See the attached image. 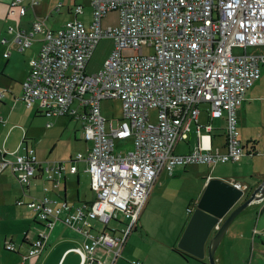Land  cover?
<instances>
[{
    "label": "built area",
    "instance_id": "built-area-1",
    "mask_svg": "<svg viewBox=\"0 0 264 264\" xmlns=\"http://www.w3.org/2000/svg\"><path fill=\"white\" fill-rule=\"evenodd\" d=\"M38 2L29 0V6ZM89 5L88 26L73 19L52 34L44 20H37L29 37L16 38L19 51L30 47L31 37L38 34L43 44L30 62L20 100L27 107L38 103L49 117L79 121L90 146L85 155L78 153L68 162L39 161L33 149L25 148L14 160L0 161V174L8 169L24 188L37 169L53 182L65 173L67 163L74 174L75 164L83 162L95 194L94 202L76 209L46 196L29 202L26 207L36 214L41 229L19 264L41 254L58 221L85 237L76 249L81 264H115L163 171L215 166L244 156L237 110L261 77L264 53L249 55L247 49L264 46V0H89ZM26 11L24 0L9 5V15L23 17ZM74 12L82 14V9ZM109 12L119 13L118 25L104 29L102 20ZM102 38L113 40V51L98 73L87 74ZM235 48L243 54L235 55ZM105 99L121 102L120 122L106 125L100 108ZM202 104L209 106L211 119L225 118V149L211 150L203 142L187 154H176L177 141L187 137ZM150 110H156L155 123ZM128 139L132 148L116 152V143ZM230 184L244 190L239 183ZM120 215L126 224L116 234L92 232L93 221L106 226ZM5 248L12 251L13 245Z\"/></svg>",
    "mask_w": 264,
    "mask_h": 264
},
{
    "label": "crops",
    "instance_id": "crops-1",
    "mask_svg": "<svg viewBox=\"0 0 264 264\" xmlns=\"http://www.w3.org/2000/svg\"><path fill=\"white\" fill-rule=\"evenodd\" d=\"M12 1L0 0V90L9 92L0 104V161L14 160L17 155L24 152L25 148L33 149L39 161L70 160L74 157L72 154L80 148L77 147L79 143H81L83 152L88 147V143L81 136L82 128L78 121L67 116L49 117L39 108L38 103L30 107L25 105L26 108L22 112L15 113L19 106L21 107L19 102L17 103L21 97V84L30 72L31 60L38 55L42 45V34H38L35 35L30 47L25 49L26 51H19L15 33L30 32L37 20H44L47 28L57 30L58 28L51 24L53 12L60 13L65 7L67 18L73 16L74 19L79 20V15H84L83 3L88 5L89 0H39L38 4L33 7L29 6V0H24L27 11L23 17L9 15V5ZM78 7L82 9V14L76 15L74 9ZM89 23L83 22L85 26ZM2 40H5L4 44ZM5 53H9V56L5 57ZM17 86L19 93H15ZM201 106H204L203 110ZM201 106L198 119L191 124L187 137L177 141L174 148L176 154H187L199 145H203V142L211 150L223 151L225 149V118L211 119L209 106L207 104ZM237 121L244 156L236 162L225 163L235 165L227 175V179H217L223 174L213 176L210 172L207 174L209 170L205 169L203 173L196 172L194 176L190 167L197 165L176 166L172 173L163 171L159 175L147 202L150 203L153 196L160 198L173 191L190 190L192 195L189 196V201L197 205L208 183L212 180L241 184L244 188V196L234 208L244 202L264 179V71L260 79L247 91L244 103L237 110ZM208 126L211 127L210 131L207 129ZM79 163L75 164L77 167L75 174L69 172L70 164L67 163L66 172L53 182L49 181L40 169H37L34 178L25 189L20 186L8 169L0 174V264H19L41 229V223L36 214L25 206L16 205L17 200L28 204L46 196L57 202L65 201L71 209L90 204L94 200L95 194L91 190L90 178L86 175V164L83 163L85 164L83 173L79 168ZM204 166L207 169L214 167ZM85 178H88L89 186L83 184ZM193 178L194 186L188 189L185 183L193 182ZM258 208H250L246 213L251 216L258 211ZM187 213L191 214L192 210H188ZM60 222L58 221L49 232L41 254L30 259L27 264H81L76 249L82 246L85 237ZM112 222L102 228H97L93 222L92 232L106 231L116 234L120 228L116 223L111 225ZM117 222L122 221L118 219ZM241 225L242 223L236 220L230 226L229 234H236ZM257 231L260 233L258 240L264 241V228ZM181 234L178 235L176 241L180 240ZM252 236L253 232L251 241ZM129 238L121 252V257L115 264H132L133 261L157 264V257L169 255L168 250L173 254L177 264H205L207 260L205 258L202 263L191 258L184 259L175 252L176 247L172 243L156 248H142L133 244ZM9 243L13 245L12 251L5 248ZM220 246L216 254L219 251L223 259ZM154 250H156L155 254Z\"/></svg>",
    "mask_w": 264,
    "mask_h": 264
},
{
    "label": "rangeland",
    "instance_id": "rangeland-1",
    "mask_svg": "<svg viewBox=\"0 0 264 264\" xmlns=\"http://www.w3.org/2000/svg\"><path fill=\"white\" fill-rule=\"evenodd\" d=\"M88 5H89V2H88ZM88 5H85L83 3L84 15H79L78 17L79 20L83 21L84 23L87 22V24L91 21V20L89 21V19L91 18L90 16L91 9L89 8L90 6L88 7ZM73 19H74L73 16L67 18L66 9L64 7L60 13L53 12V16H51L52 23L51 22L50 23L52 24V26H55V28L57 27L59 29L66 22L73 20ZM118 21H119V13L109 12L102 20V27L104 29L108 27H116L118 25ZM113 48H114V44H113L112 39L102 38L101 40H99L98 44L96 45L92 53L90 61L86 67L87 74L98 73L103 68L105 61L110 57L111 52L113 51ZM145 53L151 54V51L145 50ZM233 53L235 55H240V54H243V51L241 49L235 48L233 50ZM247 53L249 55L262 54L264 53V46L249 47L247 49ZM125 54H135V52H125ZM263 71H264V65L261 67V74ZM15 93H19L18 86H17V90ZM17 103L21 105V107L19 106V108L15 111V113L22 112L26 108L25 104L21 100L17 101ZM100 108H101L102 117L107 121L106 125L108 124L109 121L120 122L122 120V105L118 99L102 100L100 103ZM201 109L203 110L204 106H201ZM150 117H151V121L155 123L156 110H150ZM116 144H117L115 148L116 152H120V151L125 152L132 148L131 139L123 140V141L117 142ZM77 147H80V148L76 150L72 155L75 156L78 153H82L85 155L87 149L85 150V152H83L81 149V143H79ZM88 147H89V144H88ZM79 151H82V152H79ZM79 166H80L79 167L80 170L83 172L85 168V164H83V162H80ZM233 166L235 165L234 164H224V165H217V166L210 167V168L208 167L207 169V167L204 165H197V166L190 167V169H191V173L194 176L196 172L203 173L205 169L206 171L209 170L207 171L208 172L207 174H209L210 172V174H212L213 176H215V174L216 175L223 174V176L221 177H218V178L213 177V178L227 179L228 178L227 175L230 173V170L233 168ZM86 175H88L87 177L90 178L88 173H86ZM192 181L193 182L190 181V182L185 183V187H187L188 189L189 188L192 189L194 186L193 183H195L194 178L192 179ZM83 184H85V186L86 185L89 186L88 178H85V181H83ZM185 191L188 194L183 191L182 192L173 191L170 194L162 195V197L160 198H156L155 196H153L151 198L150 203L147 202L145 204V207L140 216V221L137 223L138 226H136L137 230L131 233L132 236L131 235L129 236L133 244H135L136 246H141L142 248H146V247L156 248L161 245L165 246V245H169L172 243L177 248L179 240L176 241V238L178 237L179 234L181 233L183 234L192 216V213L195 210L194 207L196 206L193 202L191 203L189 201L190 200L189 196L192 195V192L190 190H185ZM263 209H264V205L260 206L258 208V211L254 212L253 215L250 216L248 213H245V214H242L237 219V221L242 223V225L240 226V230L236 231V234L231 233L230 234L231 238L228 237V240L227 239L223 240V243L220 246L221 253L223 252V259H222V256L219 255L220 252L218 251V253L216 254L217 264H245L249 260L251 261V264H264V262L260 260V258L264 257V255L259 253L258 247L254 246L253 251L251 247L252 232L256 233V231H253V230L254 229L262 230L264 228V213L262 216L260 215ZM188 210H192V213L188 214L187 213ZM119 220L122 222L117 223L113 221L111 225H115L116 223V225L119 228H122L126 224V222L121 215L119 216ZM94 223L97 228L99 227L102 228L105 226L97 221H94ZM258 245L259 247H262V245L259 242H258ZM155 251L156 250H154V254H155ZM168 253L170 256L168 254L164 256H159V257L156 256L157 257L156 263L157 264H177L173 258V254L169 252V250H168ZM135 262H140V261H135ZM207 262L208 261L206 260V263Z\"/></svg>",
    "mask_w": 264,
    "mask_h": 264
},
{
    "label": "water",
    "instance_id": "water-1",
    "mask_svg": "<svg viewBox=\"0 0 264 264\" xmlns=\"http://www.w3.org/2000/svg\"><path fill=\"white\" fill-rule=\"evenodd\" d=\"M243 196V191L230 183L221 180L210 181L177 248L197 260L207 258V264H217V248L223 240L231 238L230 226L250 208H258L264 203V179L244 202L234 208Z\"/></svg>",
    "mask_w": 264,
    "mask_h": 264
},
{
    "label": "trees",
    "instance_id": "trees-1",
    "mask_svg": "<svg viewBox=\"0 0 264 264\" xmlns=\"http://www.w3.org/2000/svg\"><path fill=\"white\" fill-rule=\"evenodd\" d=\"M1 92H2V94H3V97H1L0 98V104H2V102H3V100H4V98L6 97V95L9 93L8 92V90H0ZM77 121V120H76ZM79 122V121H78ZM80 123V122H79ZM243 150H244V147H243ZM66 172V171H65ZM75 174V173H74ZM26 187H28V186H26ZM26 187H24V189L26 188ZM18 201H21V200H17L16 201V205H18L17 204V202ZM26 205L27 204H22V205H18V206H25L26 207ZM263 205V204H262ZM261 205V206H262ZM263 211V210H262ZM262 211H261V213H260V215L262 216L263 214H262ZM114 222H117V221H114ZM41 223V222H40ZM117 223H119V222H117ZM107 226V225H106ZM136 229V228H135ZM135 229H134V231H135ZM254 231H256V233L254 232L253 233V236H252V244H251V247H252V251H253V249H254V246H257L258 247V250H259V253L260 254H262V255H264V241H262V240H258L259 239V235H260V233L257 231V230H254ZM106 232V231H105ZM258 242L262 245V247H259V245H258ZM175 252L178 254V255H180L181 257H183L184 259L185 258H191V259H195L194 257H191V256H189V255H187L186 253H184V252H182V251H180L179 249H175ZM252 258V257H251ZM195 260H197V259H195ZM260 260L262 261V262H264V257H261L260 258ZM197 261H200V260H197ZM250 261V260H249ZM249 261L247 262V263H249ZM200 262H204V260L203 261H200ZM205 264H207V263H205ZM249 264H251V261H250V263Z\"/></svg>",
    "mask_w": 264,
    "mask_h": 264
},
{
    "label": "bare ground",
    "instance_id": "bare-ground-1",
    "mask_svg": "<svg viewBox=\"0 0 264 264\" xmlns=\"http://www.w3.org/2000/svg\"><path fill=\"white\" fill-rule=\"evenodd\" d=\"M11 4V3H10ZM48 31H50L52 34H53V30H50V29H48ZM31 32H32V30L30 31V32H28V33H24V32H17V33H15V37L16 38H18V39H24V37H29L30 36V34H31ZM35 37V36H34ZM34 37H31V39H32V41H31V44H32V42H33V40H34ZM3 41V40H2ZM43 45V44H42ZM41 45V46H42ZM29 48V47H28ZM27 49V48H26ZM41 49V48H40ZM25 50V49H24ZM23 51V50H22ZM40 51V50H39ZM70 118H72V117H70ZM74 119V118H73ZM81 136H82V138H83V131H82V133H81ZM75 157V156H74ZM73 157V158H74ZM73 158L72 159H70V160H67V162L68 161H72L73 160ZM34 178V177H33ZM90 184H91V181H90ZM95 201V199L93 200V202ZM82 207V206H81ZM32 211V210H31ZM37 217V216H36ZM38 219V218H37ZM39 221V220H38ZM40 222V221H39ZM94 222V221H93ZM92 222V223H93ZM61 223V222H60ZM94 230V229H93ZM134 232V231H133ZM101 233V232H100Z\"/></svg>",
    "mask_w": 264,
    "mask_h": 264
}]
</instances>
